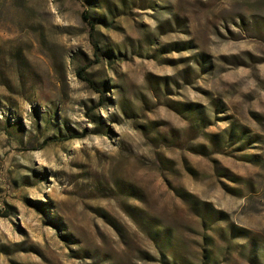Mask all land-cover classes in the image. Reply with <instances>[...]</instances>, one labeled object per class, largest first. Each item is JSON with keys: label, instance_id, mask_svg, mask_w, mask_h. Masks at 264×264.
I'll use <instances>...</instances> for the list:
<instances>
[{"label": "rangeland", "instance_id": "obj_1", "mask_svg": "<svg viewBox=\"0 0 264 264\" xmlns=\"http://www.w3.org/2000/svg\"><path fill=\"white\" fill-rule=\"evenodd\" d=\"M0 264H264V0H0Z\"/></svg>", "mask_w": 264, "mask_h": 264}, {"label": "trees", "instance_id": "obj_2", "mask_svg": "<svg viewBox=\"0 0 264 264\" xmlns=\"http://www.w3.org/2000/svg\"><path fill=\"white\" fill-rule=\"evenodd\" d=\"M90 11H88V10H85V12H83V18H84V20H86V21H88V23L90 24V26H91V31H90V33H91V38L94 40L95 39V29H96V24H95V21L93 20V17H92V15L89 13ZM98 47H99V44L98 43H95V49L96 50H98ZM84 71H85V68L83 67V68H81V69H79V76L81 77V78H85V79H87L89 82H90V84H94V80L93 79H89V78H87L85 75H84ZM203 204H205V203H203L202 201H200V200H197L196 202H195V204H194V206H195V208L197 207V208H199V209H201L202 211H206V207H205V205L203 206Z\"/></svg>", "mask_w": 264, "mask_h": 264}]
</instances>
